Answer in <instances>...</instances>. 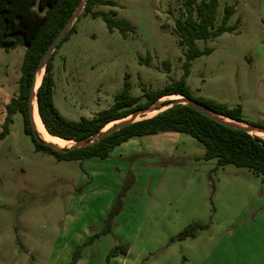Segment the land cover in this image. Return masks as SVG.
<instances>
[{"label": "rangeland", "instance_id": "rangeland-1", "mask_svg": "<svg viewBox=\"0 0 264 264\" xmlns=\"http://www.w3.org/2000/svg\"><path fill=\"white\" fill-rule=\"evenodd\" d=\"M113 1L94 10L114 11L133 29L82 14L55 53L53 100L62 116L109 108L126 80L145 100V90L184 78L194 97L241 105L247 121L264 123V0H219L216 25L232 5L227 24L237 27L197 40L211 52L188 66L175 33L184 0ZM24 54L23 46L0 48V264H70L77 251L75 264H264L261 176L204 159V144L185 133L173 155L157 158L129 156L119 145L106 159L84 161L37 150L21 112L7 121ZM154 139L139 136L132 146L147 149ZM118 197L122 208L108 222ZM196 222L207 227L178 238ZM117 245L127 253L108 259Z\"/></svg>", "mask_w": 264, "mask_h": 264}, {"label": "trees", "instance_id": "trees-1", "mask_svg": "<svg viewBox=\"0 0 264 264\" xmlns=\"http://www.w3.org/2000/svg\"><path fill=\"white\" fill-rule=\"evenodd\" d=\"M80 2L81 0H0V48L5 50L16 49L18 46L25 48L21 76L18 80V91L6 105L7 121L12 120V114L21 112L25 131L32 136L36 149L47 150L59 160L84 161L93 157L106 159L110 157L116 146L134 137L161 132L185 133L204 144V159H217V165L221 167L227 164L246 167L264 180L263 137L218 122L184 103L174 104L151 117L124 126L86 147L56 151L48 144L41 142L34 132L30 120L31 84L42 55L65 26ZM98 4L115 5V1L87 0L81 15L101 16L110 29L115 27L122 31L133 29L127 20L116 18L114 11L106 13L94 10ZM183 6L184 15L175 20V33L179 44L186 48V66H188L193 59L211 52L210 48L200 49L196 44L197 40L215 39L226 31L236 29L237 26L227 24L228 19L235 11V7L232 5L226 6L222 22L216 25L219 0H184ZM74 30L75 23L52 53L38 90L40 116L50 133L69 140H82L110 122L119 120L133 111L147 107L163 96H171V94H182L233 119L264 126V123L247 121L243 116L241 105L230 108L215 100L194 97L184 78L170 82L157 90H145V100H142L141 96H134L130 93L129 82L126 80L123 89L116 94L114 103L109 108L99 111L92 117L83 116L79 120L65 118L59 113L53 100L55 87L53 61L57 49L70 38ZM168 102L169 100H166L164 104ZM5 133L4 129L0 137ZM121 208V198L118 197L115 207L108 216V222L118 214ZM205 227L207 225L202 223L190 224L178 235V238L194 236L196 230ZM119 253L126 254L127 247L117 245L107 257L109 259ZM77 257L78 251L70 264H75Z\"/></svg>", "mask_w": 264, "mask_h": 264}, {"label": "water", "instance_id": "water-1", "mask_svg": "<svg viewBox=\"0 0 264 264\" xmlns=\"http://www.w3.org/2000/svg\"><path fill=\"white\" fill-rule=\"evenodd\" d=\"M86 2H87V0H81V2L78 4L77 8L75 9L74 13L70 16V18L66 22L65 26L58 33V35L51 42L49 47L46 49V51L42 55L40 62L37 65L36 70H35L34 78H33L32 84H31L30 95H29V114H30V120H31L32 128H33L34 132L37 134V137L39 138V140L41 142L48 144L51 148H53L56 151H67V150L74 149V148L86 147V146H89V145L96 143L98 140L112 134L113 132L123 128L124 126H127L133 122L142 120L144 118H148V117H145L144 115L146 113H148L149 111H157V113H158V112H161V111L173 106L174 104H178V103H184V104L191 105L192 107H194L196 110H198L202 114H205V115L213 118L214 120H216L218 122H221L223 124H226V125H229L232 127L243 129L244 131H247L248 133L256 134V135H259L256 132L264 133V126H260V125L254 124V123H249L246 121H240V120L233 119L231 117H228L224 114H221V113L209 108L208 106L200 103L199 101H197L195 99H190V98H188L182 94H171V95L179 96V97L171 99V100H169L168 103L164 104V102L166 101L165 98L169 95L163 96L162 98H160L156 102L150 104L149 106L144 107V108H139V109L133 111L132 113H130L129 115H127V116H125L119 120H115L116 122L114 124H112L111 126L108 127V124H107L105 127L101 128L99 131L91 134L90 136H88L85 139L73 140L75 143L72 145L60 147V146L53 144V143L47 141L46 139H44L42 137V135L40 134V132L38 131V129L36 128V122H35V116H34L35 102H37V104H38V90H39V87L42 83V81H41L40 85L38 86V84H37L38 75L41 71H43L45 73L47 63L50 60L52 53L56 50V48L61 43L63 38L66 36L68 31L71 29V27L73 26L76 19H78V17L81 15V13L84 10V6H85ZM43 76H44V74H43ZM42 80H43V78H42ZM38 112H39V105H38ZM39 115H40V112H39ZM149 117H151V116H149ZM50 134H52V133H50ZM52 135H54V134H52ZM259 136H261V135H259ZM261 137H263V136H261Z\"/></svg>", "mask_w": 264, "mask_h": 264}, {"label": "crops", "instance_id": "crops-1", "mask_svg": "<svg viewBox=\"0 0 264 264\" xmlns=\"http://www.w3.org/2000/svg\"><path fill=\"white\" fill-rule=\"evenodd\" d=\"M261 113L264 115V110H262ZM152 135H154L155 139L152 140L151 145H147V149L140 145L132 146L133 143L137 142L135 141V139L138 137L131 138L130 140L124 142L123 144H120L118 146V149H120V151H123V152L128 150V152L133 153V154L129 153V156H134V155H137L138 153L139 154L142 153V156L152 155L153 158H157V156L164 155V154L166 156H171L173 155V152L175 150V145L177 144L176 142L179 140V137H181V134L179 132H165V133L163 132V133H157V134H152ZM120 147H123V148H120ZM83 260L84 258L80 260V263Z\"/></svg>", "mask_w": 264, "mask_h": 264}, {"label": "bare ground", "instance_id": "bare-ground-1", "mask_svg": "<svg viewBox=\"0 0 264 264\" xmlns=\"http://www.w3.org/2000/svg\"><path fill=\"white\" fill-rule=\"evenodd\" d=\"M43 74H44V72L41 71L38 75V80H37L38 86L40 85V83L42 81ZM171 96H172V98H169V99H174V98L179 97V96H174V95H171ZM34 116H35L36 128L38 129V131L40 132L42 137L44 139H46L47 141H49L53 144H56L60 147L69 146V145H72L75 143L73 140L64 139L60 136L50 134V132L46 129V127H45V125H44V123H43V121L39 115L37 102H35ZM115 122L116 121L110 122L108 124V127L111 126ZM256 133L264 137V133H261V132H256Z\"/></svg>", "mask_w": 264, "mask_h": 264}]
</instances>
